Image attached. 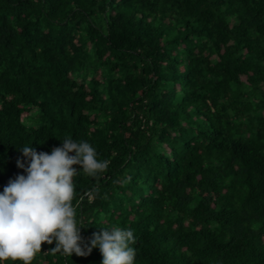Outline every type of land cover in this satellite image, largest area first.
I'll use <instances>...</instances> for the list:
<instances>
[{
	"label": "trees",
	"instance_id": "trees-1",
	"mask_svg": "<svg viewBox=\"0 0 264 264\" xmlns=\"http://www.w3.org/2000/svg\"><path fill=\"white\" fill-rule=\"evenodd\" d=\"M201 1L0 0V190L20 146L87 140L111 164L73 177L85 239L131 228L135 264H264V141L221 112L241 72L264 73V0ZM54 245L31 264L102 259Z\"/></svg>",
	"mask_w": 264,
	"mask_h": 264
},
{
	"label": "clouds",
	"instance_id": "clouds-1",
	"mask_svg": "<svg viewBox=\"0 0 264 264\" xmlns=\"http://www.w3.org/2000/svg\"><path fill=\"white\" fill-rule=\"evenodd\" d=\"M208 1L202 0L197 8L207 7ZM213 2L217 6L222 0ZM190 3L195 7L196 0ZM219 58L218 55L215 59ZM238 79L239 87L223 97L221 112L225 125L243 143L250 144L259 136L264 141V73L247 69ZM212 109L215 111L213 106ZM60 140L62 143L50 152L37 151L31 144L19 147L24 159L17 158L16 165L24 171L9 178L0 190V264L5 260L31 264L41 251V243L53 241L51 250L65 255L86 256L95 247L102 256L100 264H135L136 237L131 228L101 224L99 231L85 239L81 226L88 225L78 220L72 204L74 175L81 172L95 177L108 170L111 161L98 159L96 149L87 140ZM128 161L120 165L123 173L127 172ZM260 226L258 223L254 228Z\"/></svg>",
	"mask_w": 264,
	"mask_h": 264
}]
</instances>
